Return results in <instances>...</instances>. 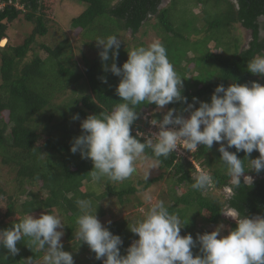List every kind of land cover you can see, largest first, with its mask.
Listing matches in <instances>:
<instances>
[{"label":"trees","instance_id":"16d2710c","mask_svg":"<svg viewBox=\"0 0 264 264\" xmlns=\"http://www.w3.org/2000/svg\"><path fill=\"white\" fill-rule=\"evenodd\" d=\"M58 1L0 0V42L7 40L5 46L0 47V165L14 174V182L18 184L15 195H7L0 188V199L7 198L5 223L0 225V230L10 228L25 214L37 218L43 212L56 211L63 217L65 238L70 244L63 250L72 253L74 264H102L86 244L80 246V242L75 241L76 219L81 214L76 201L90 200L93 213L97 208L98 217L105 214L100 201L108 198L120 208L129 205V210L137 211L144 203L135 198L136 194L159 185L165 173L170 177L165 196L159 195L157 199L179 217L184 227L182 236L191 234L195 240L197 234L212 232L206 227L221 224L225 226L226 236L228 229L236 226L233 220L223 218L229 208L238 210L242 217H264V171L258 174L251 171L247 160L258 158V151L254 150L248 157L243 151L237 153L243 160L246 175L252 177L250 185L241 177L237 186L219 160L218 150L214 146L211 149L199 146L191 156L212 177L206 190L191 187L195 182V168L175 151L167 157H156L151 148H146L143 157L157 162L162 172L155 178L142 179L136 186L124 183L117 187L106 177L94 181L90 175L92 162L82 159L79 153L70 152L73 139L81 135V121L89 115L110 113L122 102L116 95L120 78L104 70L99 57L102 49L96 46L98 39L114 35L120 40L122 44L115 63L121 67L127 61L128 51L147 47L143 43L136 46L125 43L127 32L132 39L145 35L144 30L150 27L166 48L175 71L184 79L181 94L187 98V103L166 105L164 114L176 109L174 115L187 117L184 109L194 103V98L210 102L218 85L226 88L232 83L256 82L264 86V77L247 71L249 61L264 55V21H259L264 18V0H236L237 4L230 0H187L195 10L189 9V18L184 15L179 19L172 11L179 0H170L165 6H161L163 0H73L84 4L85 8L71 19L70 26L78 30V40L92 53L90 59L82 57V71L69 53V41L63 40L53 48L44 44L35 46L38 38L48 34L47 25ZM17 20L30 23L33 28L20 45L13 46L8 41V31ZM236 25L250 32L247 47L241 48L239 39L234 36ZM194 37L197 39L193 40ZM35 47L47 57L41 58L34 52ZM29 56L32 58L28 60ZM107 63L111 64V59ZM61 98L67 100L59 104ZM195 107L198 108L199 103H195ZM155 110L154 104L137 107L140 118L132 126L133 136L138 131L148 134L150 126L146 120L163 118L164 114ZM4 114H7L6 121ZM77 115L79 119L73 120ZM229 151L236 150L233 147ZM102 184H106L104 191L95 194ZM226 188L231 189V195L224 199L215 192ZM136 221L121 218L105 225L121 237V255L138 239L129 230ZM17 247L20 251L14 257L0 247V264H28L29 258L36 264L43 256V251L31 247L27 238L18 242ZM192 251L194 256L200 254L199 246Z\"/></svg>","mask_w":264,"mask_h":264},{"label":"clouds","instance_id":"9594fccd","mask_svg":"<svg viewBox=\"0 0 264 264\" xmlns=\"http://www.w3.org/2000/svg\"><path fill=\"white\" fill-rule=\"evenodd\" d=\"M121 44L114 35L96 41V46L102 49L99 57L104 70L120 78L116 95L122 102L110 113L89 115L81 121V135L73 139L70 147L72 154L79 153L82 159L92 162L90 175L94 181L106 177L122 182L135 172V162L143 157L146 148H151L156 157H167L177 150L178 144L185 149L176 153L195 168V182L191 185L194 190H206L212 183V177L191 156L201 145L208 149L214 142L219 145V160L234 185H240L241 177L246 184L252 183L243 160L237 156L241 151L246 157L258 151L259 157L247 159L248 164L257 174L264 171V86L256 82L232 83L226 88L218 85L210 102L194 98V103L184 109L187 117L174 115L176 109H169L162 119H151L156 132L138 131L133 136L132 126L140 118L138 106L154 104L159 112L171 103H187V98L181 94L184 79L175 71L160 41L131 49L127 61L117 67L115 61ZM110 59L112 63L108 64ZM247 71L264 77V55L249 61ZM195 103H199L198 108ZM78 119V115L73 117ZM233 147L236 151H229ZM76 203L81 214L76 219L75 241L80 246L86 244L102 264H264V217H242L238 210L229 208L224 216L235 222L234 229H228L226 236L221 235L225 228L221 224L211 233L197 234L194 240L191 234L181 235L184 227L179 217L160 201L129 229L138 239L121 255V237L101 224L97 208L92 211L91 201L78 199ZM63 229L57 215L43 212L36 218L28 213L10 228L0 230V247L14 257L20 251L18 242L27 238L31 247L44 252V264H74L72 253L63 250L70 245ZM197 246L200 254L194 256L192 249ZM27 260L32 264L31 258Z\"/></svg>","mask_w":264,"mask_h":264},{"label":"rangeland","instance_id":"374dc122","mask_svg":"<svg viewBox=\"0 0 264 264\" xmlns=\"http://www.w3.org/2000/svg\"><path fill=\"white\" fill-rule=\"evenodd\" d=\"M84 8H85L84 4L75 2L73 0H59L56 4L55 13L51 18V20H49L50 22L47 25L48 34L45 37L38 38L36 40L37 44H35L36 47H38L39 44H44L53 48L56 44L62 42L63 40L69 41V44L71 45V50L69 53L72 56L74 62L77 64L78 69H80V71L83 70L82 57L89 56L90 59L92 57V53L88 52L87 48L82 46L81 42L78 40L77 37L78 30H73L71 28L70 21L72 18L78 16L84 10ZM194 8L195 7L189 1L179 0L176 6L174 7V9H172V11L174 17L176 18L178 17L183 18L184 15H186V18H189L187 16L190 13L189 9H194ZM32 28L33 26L30 23L20 22L18 20L15 21L12 27L8 31L9 43L13 46L20 45L23 39L26 38L31 33ZM144 31H146L145 35L139 34L132 39H130L129 37L130 33L127 32L124 42L126 43L128 41V44L132 43L134 46L138 45L139 43H143L148 46L154 41L157 40L159 41L156 33L153 32L150 29V27H147ZM233 34L235 37L239 39L241 48L247 47L248 41L251 39L249 31H246L243 28H241L239 25H236L233 30ZM196 39H197L196 37L193 38V40ZM1 46L2 43L0 44V47ZM36 47L34 48V52H36L41 58L45 59L47 55L43 51H39ZM188 57L193 58V55H188ZM31 58L32 57L29 56L27 59L29 60ZM192 67L193 66H190V68ZM66 100L67 98H61V100L58 103L63 104V102H65ZM164 111H165V107L162 110H160L158 113H161L163 115L165 113ZM152 113H154V111H152ZM4 115L6 121L7 114ZM57 116L58 115L56 114L55 117ZM143 117L146 118L147 115L145 114L143 115ZM146 121L148 122V125L152 127V125L150 124L151 120H146ZM76 126L77 124L75 121L74 123L75 130H77ZM147 131H149L148 133L156 132L154 130L152 131L150 128H148ZM213 146L215 147V149H218L219 147V145L216 144L215 142ZM135 169H136L135 172L129 178L125 179L122 182H111L110 184L117 187L120 184L131 183L133 186H136L137 182L142 181V179L155 178L162 172V169H160L159 164L157 162H154L150 159H145L144 157L137 159V161L135 162ZM169 179H170L169 174L165 173L164 180L159 185H153L148 190L139 191V193L136 194L135 198H137L139 201H142L144 203L143 204L144 206L137 211L132 209L129 210V205H125L124 208H120L121 206H119L118 203L115 202L112 198H108L106 200L100 201V205L103 207L105 214L102 217L97 216V218L104 227L105 225L111 223L112 221L119 220L121 218H127L132 221L143 219L144 216L147 214L148 210L150 209V207H152L154 204L159 202L157 199L158 196L159 195L165 196L166 187H167L166 183ZM100 186L101 187L99 188V190L97 192L95 191V194L103 192L104 188L106 187V184H102ZM0 188L4 190L7 195H15L18 190V184L14 182V174H11L9 170L3 168L1 165H0ZM137 188H140V186H137ZM183 190L184 188L182 190H178V194L182 193ZM215 192L217 195L219 194L222 195L223 199L224 197H229L231 195V191H229V189L222 191H215ZM6 199H7L6 197L0 199V225H3L5 223L4 215L7 211ZM21 200H23V198H21ZM55 212L56 211H53L52 214L58 216L59 214ZM227 212L228 210L226 209L223 213V218L232 220L231 218L224 216L227 215ZM58 217L61 219V222L64 225V220L62 215H59ZM200 227L205 228L204 225H200ZM206 229H209L210 231H214L216 227L215 228L206 227ZM221 235H225V233L222 231ZM63 242L64 239L62 237L61 243L63 244ZM43 256H44V252H43ZM43 256L39 261H37L36 264H44Z\"/></svg>","mask_w":264,"mask_h":264},{"label":"built area","instance_id":"2783aa9c","mask_svg":"<svg viewBox=\"0 0 264 264\" xmlns=\"http://www.w3.org/2000/svg\"><path fill=\"white\" fill-rule=\"evenodd\" d=\"M147 115V114H146ZM152 131L154 130V131H157V129L156 128H154L153 126L151 127H149ZM149 132V131H148ZM148 134H151V133H148ZM183 149H185V146L183 145V144H178V146H177V150L175 151V152H177V153H183Z\"/></svg>","mask_w":264,"mask_h":264},{"label":"water","instance_id":"95a60500","mask_svg":"<svg viewBox=\"0 0 264 264\" xmlns=\"http://www.w3.org/2000/svg\"><path fill=\"white\" fill-rule=\"evenodd\" d=\"M231 2H233L234 4H237L236 0H230ZM168 2H170V0H163L161 6H165V4H167Z\"/></svg>","mask_w":264,"mask_h":264},{"label":"bare ground","instance_id":"6f19581e","mask_svg":"<svg viewBox=\"0 0 264 264\" xmlns=\"http://www.w3.org/2000/svg\"><path fill=\"white\" fill-rule=\"evenodd\" d=\"M5 42H6V40H5V39H4L3 41H1V43H2V46H4V43H5ZM1 43H0V44H1ZM2 46H1V47H2Z\"/></svg>","mask_w":264,"mask_h":264},{"label":"crops","instance_id":"0c3cea01","mask_svg":"<svg viewBox=\"0 0 264 264\" xmlns=\"http://www.w3.org/2000/svg\"><path fill=\"white\" fill-rule=\"evenodd\" d=\"M243 48V47H242Z\"/></svg>","mask_w":264,"mask_h":264}]
</instances>
